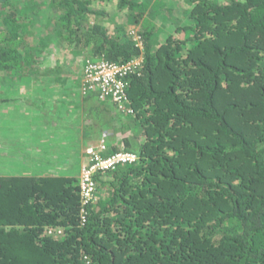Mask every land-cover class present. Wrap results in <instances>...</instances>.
<instances>
[{
	"label": "trees",
	"instance_id": "trees-1",
	"mask_svg": "<svg viewBox=\"0 0 264 264\" xmlns=\"http://www.w3.org/2000/svg\"><path fill=\"white\" fill-rule=\"evenodd\" d=\"M38 1L0 0V72L23 81L33 55L19 48L36 17L91 61L141 60L125 77L134 113L87 85L75 104L123 128L102 156L138 159L97 171L87 204L76 176L0 173V264H264V0H190L188 8L169 0L158 10L154 0ZM111 6L135 25L141 46L122 19L110 21ZM49 37L32 48L34 62ZM72 55L83 73L90 59ZM1 80L0 112H12L18 99L2 90L22 83ZM2 138L0 162L24 164L23 144ZM61 139L65 149L81 142ZM70 153L42 160L66 166Z\"/></svg>",
	"mask_w": 264,
	"mask_h": 264
},
{
	"label": "rangeland",
	"instance_id": "rangeland-1",
	"mask_svg": "<svg viewBox=\"0 0 264 264\" xmlns=\"http://www.w3.org/2000/svg\"><path fill=\"white\" fill-rule=\"evenodd\" d=\"M19 1L20 0H18V2ZM40 1H44V0H39L38 1L39 4L41 3ZM189 1L190 0H179L180 2L179 6L181 7V5H183L182 7L188 8ZM168 2L169 0H154L151 3V9L154 10L162 9L163 6ZM24 4L25 2L24 3L21 2L22 6H24ZM106 10L110 14L111 17L110 21L114 22L115 19L116 20L122 19L124 21V24L126 25V28L129 31L130 37L134 38L135 40V37L137 36V30L135 28V25H129L126 22V19L123 18V12L122 13L118 12L115 6L107 7ZM47 16H46L47 18L52 17V14L50 13L49 9L47 11ZM43 20L45 21V17L42 18L36 17L34 27L32 29H29L27 32L25 31L23 44L19 48V50L22 51L23 55H27L28 53H31L33 55V62L31 64H26V63L24 64L23 70L25 71V74L23 77V81H21V78L15 79L14 77H17L15 76V74L13 76H10L8 73H6L8 72L6 70L0 72V77H2L3 80H5V82L13 80L15 81L14 84L15 86H17L18 83L20 84V82L22 83L21 86L23 88L29 86L27 92H23L18 89L10 90L9 88L3 89L2 91L5 92V95L7 93H11L13 95V98H17V99L22 97L24 93L29 94V96H25L26 104L29 106L28 108H23L21 106H18L16 108L12 107L10 110H12V112L14 113L19 114L17 116L18 119L22 118L23 125L19 127L20 129L17 131H20L21 133H26L27 131L28 133H31L30 138L23 140L24 142L22 141V144H23V150H28L27 153L30 154L29 156L27 155V160L32 159L34 163L33 162L28 163L29 164L28 168H24V170L18 171L19 174H25L31 176L58 174L63 172L62 170H57V171L54 170L52 167H49L47 165V162L42 161L43 156L48 159L50 156L54 160H58L60 158L66 157L65 149L58 150L57 147H54L55 151L52 148L53 152H51V147L49 148L50 142H57V139H55L54 135L50 133V130H48L49 127L47 128L46 126L41 125L42 123L37 124L38 120L40 121L42 120V116H41L43 114L42 108H44L48 103L57 106V102H58L57 107L62 105L59 108V114L62 117L64 116V119L68 117L69 119H71V121H75V129L78 131L75 135L83 139V146L87 145L84 149L81 146L80 147L76 146L74 148V152L73 149L70 148L72 152L68 154L69 157L71 156L72 159L76 158L77 160L73 165L74 167L71 169L72 172L74 170L76 172L79 171L80 167L88 163L89 158L84 154L85 152L84 150H86L89 146L98 145L99 140L98 143L94 141L97 140L98 137L102 138L104 131H108L111 134V138L113 139V141L124 136V134H122L123 128L117 129L116 131L110 128H106L105 126L106 119L109 117V115H107L105 118L102 117L101 121L99 122L93 117L92 118L90 117L87 108L84 109L83 113H80L76 105L75 106L71 105L72 102L76 104L78 103V100L80 101V97L78 96L79 95L78 89L83 90L82 85L84 86L83 83L84 69L82 73V67H83L82 65L84 64V62L82 64L80 62L74 63L71 59V56H73L72 53H74L75 56L79 58H83L85 60L90 59L91 55L89 51H80V50H78V53L76 54L75 51L63 41V39H60V34L58 33L55 34L53 29L54 26H52L53 24L46 25L44 24ZM46 36H50V37L47 38L46 40V47L45 46L43 47L41 54L42 56L38 58V61L40 62L36 63V61L34 62V59H36V55H34V51L32 50V48L37 45H40L41 40L42 39L44 40ZM165 36L166 35L164 34L161 37L164 38ZM60 78L64 80L62 82L68 85H66L65 87L56 86L55 84L62 83L59 80ZM0 82L3 81L1 80ZM22 93L23 95H21ZM36 97H38L39 99H37ZM40 99H43L44 101ZM49 99L54 100V102H50ZM45 100L47 102H45ZM93 102L94 101L92 99L88 101L89 105ZM54 110L56 111V109ZM114 112L115 113L112 112L110 114H113L114 117H116L117 114V116L119 117V113L116 110ZM9 116L10 115L6 111L0 112V123L3 122L2 120H4V125L0 126L1 142H3L2 128H6V126L7 128L10 127V125L7 122H5V120ZM7 120H10V118H8ZM50 121L51 119H49V122ZM29 122H33L34 125L33 123L29 124ZM52 124L53 121L51 122L50 125ZM66 129L70 131L68 127ZM129 129H125V130H129ZM85 132L90 133L89 136H86V134H84ZM90 141H93L94 143L92 145H88ZM32 142L44 143L45 145H47L48 153H46L44 149L43 151H38L37 153L32 155V151H31L32 146L36 147V144H31ZM29 149L31 150L29 151ZM78 153L81 154L82 156L80 155L78 156ZM0 157H2L1 154ZM9 159L10 157L7 156V159H4V161H6L5 163L0 162V173H4L5 167L6 168L8 167L5 165L9 161ZM78 175L79 172H77V174H75L74 176L79 178Z\"/></svg>",
	"mask_w": 264,
	"mask_h": 264
},
{
	"label": "built area",
	"instance_id": "built-area-1",
	"mask_svg": "<svg viewBox=\"0 0 264 264\" xmlns=\"http://www.w3.org/2000/svg\"><path fill=\"white\" fill-rule=\"evenodd\" d=\"M135 41L141 46L138 35ZM141 63V60L130 61L126 64L110 63L104 60L88 61L84 70L83 83L88 86L90 91H94L101 101H110L117 106L118 112L126 114L134 113L127 106L129 98L125 77L132 72L134 66ZM111 137L109 132H104L98 145L89 146L85 153L89 158L88 163L84 164L78 175L80 195L82 203L87 204L94 201L96 193V183L94 175L97 171L115 168L119 164L135 162L138 156L135 153L121 150L113 156L104 157L100 152L107 151L108 139ZM85 221L82 216V222ZM49 234H61V231H49Z\"/></svg>",
	"mask_w": 264,
	"mask_h": 264
},
{
	"label": "crops",
	"instance_id": "crops-1",
	"mask_svg": "<svg viewBox=\"0 0 264 264\" xmlns=\"http://www.w3.org/2000/svg\"><path fill=\"white\" fill-rule=\"evenodd\" d=\"M56 86H63V87H65L66 85H68V84H66V83H60V84H55ZM22 87V86H21ZM21 87H19V88H17L18 90H21V91H23V92H27V90H28V88H21ZM64 89V88H63ZM25 90V91H24ZM25 94V96H27V93H24ZM21 95H23V93L21 94ZM38 95V94H37ZM37 99H39L38 97H36ZM26 99H25V97L24 96H22V97H20L18 100H17V102H16V107H18L19 106V103H20V106L21 107H23V108H28L29 106L26 104V101H25ZM40 100H43V99H40ZM50 100V99H49ZM44 101V100H43ZM45 102H47L46 100H45ZM50 102H54V100H50ZM79 102V101H78ZM71 105H74L75 106V103H73L72 102V104ZM57 106H58V102H57ZM56 105L54 106V104H50V103H48L44 108H43V114L41 115L42 116V120L40 121V120H38L37 121V124H40V123H42L41 125H43V126H46L45 124L47 123V121L49 122V119H51V121L50 122H52L53 121V124H54V127H52V128H48V130H50V133L51 134H53L54 135V138L55 139H59V138H65L66 137V135H72V136H74L78 131L75 129V121H71V119H69L68 117H66V119H64V116L62 117L60 114H59V108L62 106V105H60L59 107H57ZM7 109H11L12 107H6ZM54 109H56V111L54 110ZM10 111H12V110H10ZM8 114L10 115L8 118H10V120H9V122H12V119L14 120L15 119V114L18 116L19 114H17V113H14V112H8ZM7 118V119H8ZM6 119V121H8ZM17 120H18V123H15V120H14V125H18V127L15 129V130H8L9 129V127L7 128V126H6V128H3V136L5 137V136H8V135H12V137H14V138H17L16 140V144H18V145H22V141L23 140H25V139H29L30 138V135H31V133H28L27 131H26V133H21L20 131H17V130H19L20 128L19 127H21L22 125H23V121H22V119H18L17 118ZM33 122H29V124H32ZM33 125H34V123H33ZM47 127V126H46ZM69 128L70 129V131H68L66 128ZM28 128V127H27ZM51 129H53V130H51ZM21 131H24V130H21ZM64 131H66V132H64ZM104 132H108V131H104ZM103 132V133H104ZM101 138V137H100ZM100 138L98 137V139L97 140H95L94 142H96V143H98V140H100ZM61 139V140H62ZM78 139H79V141H81L80 143H79V146L78 147H83V149L87 146V145H84L83 146V139H81L80 137H78ZM24 142V141H23ZM93 141H90L89 142V144L88 145H92L93 143H94ZM31 144H36V147H33L32 146V150L31 149H29V151L31 150L32 151V155L33 154H35V153H37L38 151H43L44 149H45V151H46V153H48L47 152V148H48V146L47 145H45L44 143H31ZM51 146L49 145V148L51 147V152H53L52 151V148L54 149V151H55V148L54 147H57L58 148V150H60V149H65L66 147L64 146V148H63V146H62V144H60L59 142H51ZM76 147V145L73 143V146H71V147H69L68 149H65V151H66V153H67V151L68 152H72L71 150H70V148H72L73 149V152H74V148ZM85 151V150H84ZM49 153H50V150H49ZM73 154H75V153H73ZM84 154H85V152H84ZM82 156L81 154H79L78 153V156ZM4 158H6L5 156H4ZM43 158H45L44 156H43ZM11 159V158H10ZM43 161V160H42ZM77 160H76V158L75 159H73V160H71V162H70V164H67L66 166H54V167H52L54 170H62L63 172H61V173H58V175H68V176H74L75 174H77V172L74 170L73 172L71 171V169L74 167L73 165L75 164V162H76ZM6 162V161H5ZM31 162H33L34 163V161H32V159L31 160H27L24 164H20V165H18V166H16V165H14L13 164V162H11L10 160L6 163V166H8L7 168L5 167V170L6 171H4V172H6V173H8V174H19L18 173V171H21V170H24V168H28V166H29V164L28 163H31ZM48 165V164H47ZM49 166V165H48ZM49 167H51V165L49 166ZM79 169V168H78ZM80 170V169H79ZM20 175H25V174H20Z\"/></svg>",
	"mask_w": 264,
	"mask_h": 264
},
{
	"label": "clouds",
	"instance_id": "clouds-1",
	"mask_svg": "<svg viewBox=\"0 0 264 264\" xmlns=\"http://www.w3.org/2000/svg\"><path fill=\"white\" fill-rule=\"evenodd\" d=\"M86 151V150H85ZM85 155H86V153H85ZM87 158V157H86Z\"/></svg>",
	"mask_w": 264,
	"mask_h": 264
}]
</instances>
